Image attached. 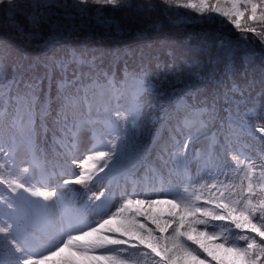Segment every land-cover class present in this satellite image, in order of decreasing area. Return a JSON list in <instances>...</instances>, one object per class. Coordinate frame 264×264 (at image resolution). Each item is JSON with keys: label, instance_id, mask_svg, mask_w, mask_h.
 <instances>
[{"label": "snow or ice", "instance_id": "obj_1", "mask_svg": "<svg viewBox=\"0 0 264 264\" xmlns=\"http://www.w3.org/2000/svg\"><path fill=\"white\" fill-rule=\"evenodd\" d=\"M256 41L264 0H0V264H264Z\"/></svg>", "mask_w": 264, "mask_h": 264}, {"label": "trees", "instance_id": "obj_2", "mask_svg": "<svg viewBox=\"0 0 264 264\" xmlns=\"http://www.w3.org/2000/svg\"><path fill=\"white\" fill-rule=\"evenodd\" d=\"M200 26L198 24H193L190 22H185V28L188 31H191L193 29L199 28ZM126 42L131 46V47H135L137 46L139 43H141V41L137 40L135 37H126L125 38ZM99 46V45H98ZM104 47H112L114 46L113 43L111 41H104L103 43ZM253 50H254V55L256 58H261L264 57V50L261 49V46L259 45V42L256 41L253 45ZM99 191V189H98Z\"/></svg>", "mask_w": 264, "mask_h": 264}]
</instances>
